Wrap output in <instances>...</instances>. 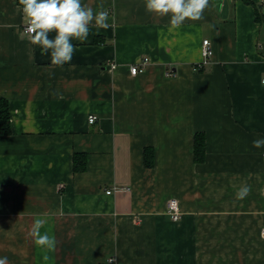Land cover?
<instances>
[{
	"label": "crops",
	"instance_id": "obj_1",
	"mask_svg": "<svg viewBox=\"0 0 264 264\" xmlns=\"http://www.w3.org/2000/svg\"><path fill=\"white\" fill-rule=\"evenodd\" d=\"M251 1L210 0L202 20L170 30V17L147 13L144 0H103L111 27L91 26L55 68L30 44L18 1L0 0V96L12 124L0 136V257L264 264V147L252 146L264 139V0ZM83 2L98 10L101 0ZM205 39L213 57L196 70ZM197 133L206 135L203 163L194 161ZM81 156L86 168L76 171ZM245 183L251 192L237 200ZM38 216L54 251L28 236Z\"/></svg>",
	"mask_w": 264,
	"mask_h": 264
},
{
	"label": "clouds",
	"instance_id": "obj_2",
	"mask_svg": "<svg viewBox=\"0 0 264 264\" xmlns=\"http://www.w3.org/2000/svg\"><path fill=\"white\" fill-rule=\"evenodd\" d=\"M145 10L159 17H170V30L181 27L186 21H199L210 6V0H144ZM17 11L27 20L25 32L30 34V44L38 46L41 55L50 57L51 66L63 67L71 62L76 46L72 41L84 42L89 37L90 27L107 29L110 13L104 8L103 0L94 10L83 0H18ZM54 33V35H52ZM58 95V93H54ZM254 148L264 147V139L252 142ZM251 192V186L243 184L236 191V199L243 200ZM46 218L38 216L28 232L37 246L54 251L57 241L41 229ZM47 255L44 260H48ZM0 264H9L6 256L0 257Z\"/></svg>",
	"mask_w": 264,
	"mask_h": 264
},
{
	"label": "trees",
	"instance_id": "obj_3",
	"mask_svg": "<svg viewBox=\"0 0 264 264\" xmlns=\"http://www.w3.org/2000/svg\"><path fill=\"white\" fill-rule=\"evenodd\" d=\"M18 1V0H17ZM247 4H252L251 0H243ZM260 7H264L262 4ZM259 9V8H258ZM258 19L260 20V14L258 12ZM12 133L11 124V113H10V103L7 99L0 96V136L10 135ZM206 135L204 133H197L194 140V161L196 163H203L206 159V149H207ZM154 155L155 151L153 148L148 147L144 152L145 165L148 168L154 166ZM81 166L76 161L75 170L82 171L86 168V162L84 156H81ZM77 158V157H76ZM79 159V158H78ZM77 159V160H78Z\"/></svg>",
	"mask_w": 264,
	"mask_h": 264
},
{
	"label": "built area",
	"instance_id": "obj_4",
	"mask_svg": "<svg viewBox=\"0 0 264 264\" xmlns=\"http://www.w3.org/2000/svg\"><path fill=\"white\" fill-rule=\"evenodd\" d=\"M27 26V24H26ZM25 26V28H26ZM27 33V32H26ZM213 48H212V43L210 40L205 39L203 40L202 43V61L196 65L195 69L196 70H201L203 67H205L206 65H209L211 63L212 57H213ZM148 60H144L142 61V63L138 64V65H133L130 68V72L133 76H136L137 74H139L140 72H143L148 64ZM113 68H116V65L113 64L112 65ZM262 85L264 86V76L262 77ZM98 119V117L94 114L89 116V122L90 123H94L96 122V120ZM117 188H113L111 190H107V194H112L113 192L117 191ZM168 215L170 216V219L174 222H178L181 217H182V213L180 210V206H179V202L176 199H171L168 202ZM262 237L264 238V228L262 230Z\"/></svg>",
	"mask_w": 264,
	"mask_h": 264
},
{
	"label": "rangeland",
	"instance_id": "obj_5",
	"mask_svg": "<svg viewBox=\"0 0 264 264\" xmlns=\"http://www.w3.org/2000/svg\"><path fill=\"white\" fill-rule=\"evenodd\" d=\"M209 40V39H208Z\"/></svg>",
	"mask_w": 264,
	"mask_h": 264
}]
</instances>
